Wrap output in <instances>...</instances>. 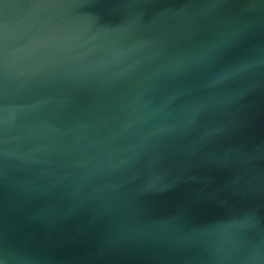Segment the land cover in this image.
Wrapping results in <instances>:
<instances>
[{
	"label": "water",
	"instance_id": "water-1",
	"mask_svg": "<svg viewBox=\"0 0 264 264\" xmlns=\"http://www.w3.org/2000/svg\"><path fill=\"white\" fill-rule=\"evenodd\" d=\"M0 264H264V0H0Z\"/></svg>",
	"mask_w": 264,
	"mask_h": 264
}]
</instances>
